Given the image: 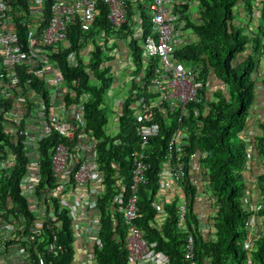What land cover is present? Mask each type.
I'll list each match as a JSON object with an SVG mask.
<instances>
[{"label":"built area","instance_id":"1","mask_svg":"<svg viewBox=\"0 0 264 264\" xmlns=\"http://www.w3.org/2000/svg\"><path fill=\"white\" fill-rule=\"evenodd\" d=\"M127 1L0 0V100L12 101V112L3 115L5 130L22 139L21 152L26 157V165L18 181V194L31 214L27 224L28 219L9 196L5 205L0 206V264H51L48 257H55L64 250L58 237L63 214L70 221L75 255H80L72 264H95L93 246L100 231L97 207L106 189L105 172L97 159L98 144L102 140L85 133V97L80 96L73 103L75 93L72 88H64L60 69L52 58L60 50L70 47L67 37L70 25L77 24L82 32L92 28L98 18L99 2L106 6V20L111 32L117 35L128 21ZM135 1L140 9L134 8L133 13L140 18V11H143L147 28L146 32L139 34L143 65L146 66L126 86L130 93L125 99L131 97L130 106L134 111L131 140L125 143L130 152L131 180L128 187L122 185V179L117 180L120 190L115 202L120 205L119 211L126 225L124 264H157L158 260L161 264H168L167 258L155 253L142 229L134 223L140 217L137 193L147 183V173L151 169L148 160L150 142L158 132L154 118L158 117L167 127L174 125L166 159L160 163L159 188L153 201L160 212L162 204L172 200L171 193H179V183L186 176L184 158L192 134L185 120L190 113L195 118L207 114L205 98L216 89L218 82L208 78L204 84L198 79L196 70L178 58L182 48L198 42L195 34L187 32L186 20L180 9H176L186 2L148 0L141 6L140 0ZM261 2H252V18L260 12ZM139 23L142 24L141 20ZM19 29L23 30L24 41L22 37L20 39ZM83 56L89 58L87 54ZM123 56L129 57L128 52ZM74 62V55H71L70 65ZM20 68L43 85L46 97L33 91L28 93L21 86ZM29 83L27 80L28 87ZM68 98L71 101L68 102ZM29 104L32 105L30 111ZM20 121L21 129L18 127ZM52 134L63 140L49 149V178L46 177L43 183L40 142ZM111 134L114 137L116 131ZM204 157L203 153H191L188 172L197 175L195 164ZM250 161L249 158L247 167ZM14 162L12 150H0V180L9 176ZM190 177L199 187V174ZM256 189L257 183L252 182L247 190L249 209L254 213L261 208L254 193ZM185 207V201L178 206L179 228H183ZM196 212L200 221L198 229L207 231L209 223L205 216L209 213L201 209ZM249 229L250 235L256 230L253 217ZM77 240L80 242L78 248L74 247ZM185 243L184 260L187 264H196L193 236L189 234ZM40 245L42 251L38 250Z\"/></svg>","mask_w":264,"mask_h":264},{"label":"trees","instance_id":"2","mask_svg":"<svg viewBox=\"0 0 264 264\" xmlns=\"http://www.w3.org/2000/svg\"><path fill=\"white\" fill-rule=\"evenodd\" d=\"M178 1L186 2L185 5L176 6L186 20V29L198 37L197 43L186 45L178 52V58L186 66L193 67L198 79L204 84L208 78H213L218 86L205 98L207 114L195 118L190 113L185 120L192 134L184 158L186 176L179 183V193H172V200L163 203L160 212L153 201L159 188L160 163L166 159V148L174 125L172 123L171 127H167L158 117L154 118L158 132L150 142L148 160L151 169L147 173V183L137 193L140 217L134 223L142 229L155 253L167 258L168 264H187L184 253L189 234L193 236L196 264H264V0L255 18H252L254 0ZM137 4L134 0L127 1V8L131 10L127 15L128 21L117 33L118 39H128L133 68L130 81L142 73L144 63L138 39L130 37L133 34L130 30V20L134 16L132 10L140 9ZM192 5L197 7V22L187 15ZM97 8L98 18L89 31L82 32L77 24L68 27L70 47L60 50L52 60L60 69L64 88H72L75 93L73 103L80 96L85 97V133L102 140L98 144L97 159L105 172L106 189L97 207L100 231L93 246L95 264H124L123 237L126 225L115 198L120 190L117 180L122 179L125 187L131 180L130 152L125 143L130 142L132 136V99L129 97L120 102L115 111L116 125H109L103 101L113 81L111 67L106 63L111 58L103 55V46L99 44L104 38V43L109 42L111 29L106 20V6L99 2ZM45 13L48 14L47 9ZM140 20L142 31L146 32L142 10ZM19 34L24 41L23 30L19 29ZM88 44L92 45V50L89 58H86L83 52ZM71 55H74L75 62L70 65ZM18 70L21 86L28 93L33 91L46 97V89L36 78L29 77L21 68ZM27 80H30L29 87L26 85ZM73 82L75 85H72ZM67 101L71 100L68 98ZM28 106L30 111L32 105ZM12 110L11 100H0V150L10 149L15 155L9 176L0 180V206L5 205L9 196L17 204L20 213L28 219V224L31 214L18 194V181L26 165V157L21 152L22 139H17L5 130L7 126L3 117ZM18 125L21 129V121ZM108 125L113 128L110 129ZM252 125L256 129L249 131ZM111 131H116L114 137ZM62 140L61 136L52 134L40 142L41 172L45 176L43 183L46 177L49 178V149ZM194 152L205 155L199 162L206 182L204 187L201 185V191V187L195 185V179L190 177L197 175L188 172L189 155ZM249 158L253 166L258 168L248 170ZM249 181L257 183L256 191L261 206L257 213L249 209ZM179 194L186 203L183 228L178 227ZM198 209L209 213L205 216L209 223L207 231L198 229ZM252 217L258 230L255 236L250 235L249 229ZM61 219L63 224L58 230V237L64 244V250L48 259L51 264H72L76 255L72 246L70 221L64 214ZM42 248L40 245L38 250L42 251Z\"/></svg>","mask_w":264,"mask_h":264},{"label":"rangeland","instance_id":"3","mask_svg":"<svg viewBox=\"0 0 264 264\" xmlns=\"http://www.w3.org/2000/svg\"><path fill=\"white\" fill-rule=\"evenodd\" d=\"M146 2H148V1L147 0H140L139 1L141 6H143L144 3H146ZM192 6L195 9L197 8L195 5H192ZM242 22L244 23L243 19H242ZM134 26L135 25L133 23L130 24V28H131L132 33H134V29H133ZM104 39H103V41H104ZM137 39H138V43L140 45L141 44L139 42L140 38L138 37ZM103 41H101L99 45L103 46V52H102L103 55L105 57H110L111 58V60L109 61V64L111 65V67L112 68L115 67V68H117L119 70H121V69L128 70L130 68V65H131V60L129 59V57L126 56L125 58H122V57H124L123 55H125V54L121 55V49L118 50V48H120L119 46H117V45L115 46V44L113 42H110V41L107 42V43H104ZM91 50H92V45L88 44L87 47H86V51L87 52H83V54H87V56H89V54H90L89 52ZM145 66L146 65H143L142 68H144ZM114 75L117 76V78H115V80L112 81V85L109 88V92H108L107 96L104 98V101H103V107H104V109L107 112L106 114H107L108 119H109V125H110V123H113V122H114V125H115V123H116V119H115L116 107L118 106L119 101L121 102V101L125 100V97H127L129 95V93H130V92L125 90L126 85H124L122 87V77H120V75L116 74V73H114ZM132 90L133 89H131V92H132ZM133 114H134V111L132 112V116H133ZM254 129H256L255 125L251 126V128L248 129V130L252 131ZM107 130L109 131L110 129L108 128ZM201 167H202L201 164L196 163L195 169L197 170L196 171L197 175L199 174V179L201 180L200 187H201L202 184H203V187H204L206 182L203 180V173H202L203 170H202ZM203 187L200 189V191L203 189Z\"/></svg>","mask_w":264,"mask_h":264},{"label":"crops","instance_id":"4","mask_svg":"<svg viewBox=\"0 0 264 264\" xmlns=\"http://www.w3.org/2000/svg\"><path fill=\"white\" fill-rule=\"evenodd\" d=\"M135 1V0H134ZM148 1V0H147ZM134 7V6H133ZM128 11H131V10H129L128 9ZM133 11V10H132ZM188 14V16L192 19V20H195V22H197V21H199V18H198V12H197V9H195L193 6H191V8L188 10V12H187ZM196 13V14H195ZM132 15H133V13H132ZM134 24L135 26L133 27V29H134V33L130 36V37H135V38H138V36H139V34L140 33H142L143 31H142V28H141V24L139 23V18H137L136 17V15H134L133 17H132V19L130 20V24ZM130 30H131V28H130ZM187 32L188 33H193L191 30H189V29H187ZM193 34H195V33H193ZM196 35V34H195ZM109 38H108V40L110 41V42H113L114 44H115V46L117 45V46H119L120 48H118V50L119 49H121V55H123V54H125L126 55V53L128 52V56H129V59L131 60V51H130V49L128 48L129 46H128V39H125V40H120V39H118V37H117V35L116 34H114L113 32H110L109 33V36H108ZM130 37H128V38H130ZM109 62V61H108ZM109 67H111V65L109 64L108 65ZM132 71H133V68H132V64L130 65V68L128 69V70H126V69H121V70H119V69H117V68H115V67H111V75H112V77H113V80H115V78H117V76H115L114 75V73H116V74H119L120 75V77H122V87L124 86V85H126L127 86V84H128V82L130 81L129 79H130V77H132L133 76V74H132ZM125 90L127 91V89L125 88ZM120 102V101H119ZM253 126V125H252ZM113 127H110V129H112ZM251 128V126L249 127V129ZM109 132V131H108ZM195 166H196V164H195ZM253 167L256 169V168H258V167H255V166H253V164L251 163V161L249 162V165H248V170H253ZM247 175V174H246ZM253 181H249V182H247V185L249 186L251 183H252ZM255 182V181H254ZM202 188V187H201ZM255 193V195L259 198V196L257 195V191H255L254 192ZM171 195H172V193H171ZM173 196V195H172ZM171 196V197H172ZM179 196H180V198H181V201H180V204L183 202V197H182V195L181 194H179ZM170 197V198H171ZM179 204V205H180ZM201 210H203V209H201ZM157 220H159V218H157ZM256 227H257V224H256ZM256 230H257V228H256ZM254 231L253 232V236H255L257 233H258V230L257 231ZM78 246H80V242L77 240V241H75V244H74V247H76V248H78ZM77 256V258H80V255H76ZM157 264H161V262L158 260L157 261Z\"/></svg>","mask_w":264,"mask_h":264},{"label":"clouds","instance_id":"5","mask_svg":"<svg viewBox=\"0 0 264 264\" xmlns=\"http://www.w3.org/2000/svg\"><path fill=\"white\" fill-rule=\"evenodd\" d=\"M106 63H108V62H106ZM108 66V65H107Z\"/></svg>","mask_w":264,"mask_h":264}]
</instances>
